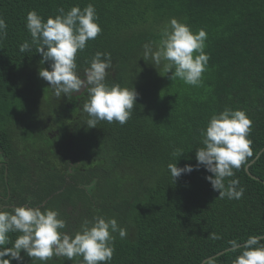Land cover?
I'll return each instance as SVG.
<instances>
[{"label": "trees", "instance_id": "16d2710c", "mask_svg": "<svg viewBox=\"0 0 264 264\" xmlns=\"http://www.w3.org/2000/svg\"><path fill=\"white\" fill-rule=\"evenodd\" d=\"M89 3L102 33L78 52V72L83 78L96 52L111 53L107 82L129 84L138 93L123 126L100 121L89 128L86 88L55 96L39 76L41 69L51 71V62L41 63L35 45L19 50L26 40L31 43L28 12L36 10L46 20L60 7ZM0 17L8 26L0 41V156L14 177L16 207L45 202L39 207L58 210L69 235L86 219L115 218L127 236L114 234L108 264H202L209 257L204 264H233L242 249L233 250L230 241L264 237V0H0ZM172 18L207 33L210 59L199 86L171 80L163 64L143 59L144 45L155 48ZM225 108L243 109L253 121V155L228 178L244 188L239 200L219 198L206 179L212 174L197 167L201 129ZM45 117L59 123L53 137ZM177 149L184 152L180 157L172 155ZM71 163L72 171L59 167ZM170 163L194 170L173 180ZM23 176L29 185L18 191ZM18 234L9 233L10 239ZM21 256L11 264H42L23 251ZM81 260L53 257L47 264Z\"/></svg>", "mask_w": 264, "mask_h": 264}, {"label": "clouds", "instance_id": "9594fccd", "mask_svg": "<svg viewBox=\"0 0 264 264\" xmlns=\"http://www.w3.org/2000/svg\"><path fill=\"white\" fill-rule=\"evenodd\" d=\"M98 21L92 3L83 8L75 5L67 11L60 7L57 14L46 20L32 10L26 16L31 43L26 40L19 50L27 52L35 45L42 55L41 63L51 62V71L41 69L39 76L49 82L55 96L70 97L86 88L88 99L83 104V111L88 116L85 124L89 128L96 127L100 121H115L123 126L132 116L138 93L129 84L107 82V70L112 67L111 53L96 52L83 78L78 72V52L84 51L88 41L102 33ZM7 27L5 19L0 17V41L7 35ZM206 40L204 29L193 31L186 22L172 18L161 30L155 48L151 43L144 45L143 59L155 66L163 64L164 72L172 73L171 80L179 78L187 85L199 86L210 59L205 51ZM252 124L245 110L225 108L214 113L206 128L201 129L203 146L196 149L197 167L203 165L212 174L206 179L213 190L219 192V198L239 200L244 195L239 180L228 178L233 177L234 170L241 169L253 155L249 138ZM183 153L182 149H177L172 155L180 157ZM168 170L174 180L191 173L194 167L186 164L181 168L177 163H170ZM65 228L66 220L58 210H42L32 206L30 201L11 210L0 206V264L21 261L22 251L42 264H47L53 257H64L69 261L82 257L79 264H108L115 252L114 234L118 233L121 239L127 236V230L120 227L115 218L104 216L84 220L74 235L64 232ZM9 233L19 234L12 241ZM211 236L220 239L215 233ZM262 240L264 237L252 235L243 244L230 241L233 250L242 249L233 264H264Z\"/></svg>", "mask_w": 264, "mask_h": 264}, {"label": "flooded vegetation", "instance_id": "af4514ba", "mask_svg": "<svg viewBox=\"0 0 264 264\" xmlns=\"http://www.w3.org/2000/svg\"><path fill=\"white\" fill-rule=\"evenodd\" d=\"M35 116H37L35 114ZM59 118V116L57 117ZM42 121L44 126L49 129L48 133L51 135V137H53L54 135H56L57 133L60 132L59 128H57V125L59 124L57 122L56 119L52 118V117H45V118H42ZM60 121V120H59ZM68 154L70 155V158H72V152L69 151ZM72 162V161H71ZM72 163L70 165L66 164L65 167L61 166L59 164V167L60 168H63L65 171H72V167H71ZM3 166H5V168H3ZM8 165L7 163L5 162L4 158H2V156H0V206H2L5 210H8L10 208H14L16 207L15 206V199L14 200H11V193H12V188L13 186H15L16 184H12L13 183V178L14 177H11L10 173H9V170H8ZM23 181L20 182V186H19V190H22L24 189L25 187H27L29 185V183L27 182V180L29 178L23 176L22 177ZM16 181V180H15ZM5 191H7L8 195L5 194ZM24 190H23V194H24ZM18 201L19 198H17ZM10 200L12 203H10ZM45 202H43L42 204H44ZM26 204V203H24ZM22 204V205H24ZM42 204H38L37 206H40Z\"/></svg>", "mask_w": 264, "mask_h": 264}, {"label": "water", "instance_id": "95a60500", "mask_svg": "<svg viewBox=\"0 0 264 264\" xmlns=\"http://www.w3.org/2000/svg\"><path fill=\"white\" fill-rule=\"evenodd\" d=\"M84 89H85V88H82L79 92H74V93H75V94H81V93L84 91ZM263 150H264V148H263ZM263 150H262V151H263ZM262 151H261V152H262ZM261 152H260V153H261ZM260 153H259V155H260ZM259 155H258V156H259ZM257 158H258V157H256V159H257ZM254 161H255V160H254ZM252 162H253V161H252ZM249 165H250V164H248V165L246 166V169H248V166H249ZM230 249H231V248H229V249H227V250H230ZM227 250H225V251H227ZM225 251H222V252H225ZM222 252H220V253H222ZM211 258H212V257H209V258L205 259V260L202 262V264H204L207 260H209V259H211Z\"/></svg>", "mask_w": 264, "mask_h": 264}]
</instances>
